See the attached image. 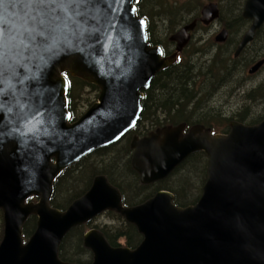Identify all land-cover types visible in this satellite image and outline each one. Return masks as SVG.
Segmentation results:
<instances>
[{"label": "water", "instance_id": "water-1", "mask_svg": "<svg viewBox=\"0 0 264 264\" xmlns=\"http://www.w3.org/2000/svg\"><path fill=\"white\" fill-rule=\"evenodd\" d=\"M139 2L61 0L55 5L59 16L43 32L18 26L15 51L3 46L0 264H78L60 258L64 239L106 211L134 225L142 241L134 249L114 247L92 228L83 236L91 264H264V120L251 126L231 122L229 133L217 135L203 125L185 132L182 123L132 139L131 164L143 185L166 179L195 153L208 157L207 179L193 205L180 207L172 192L162 190L142 204L125 206L105 175L96 176L66 210L51 204L63 171L136 126L144 91L190 42L197 20L171 37L176 50L164 56L149 42ZM4 15L6 24L10 16L21 19L7 4ZM219 16V6L210 4L200 20L210 24ZM244 18L253 24L239 52L264 24V0H250ZM67 73L99 89L97 101L73 122ZM31 216L37 217V228L26 241L24 226Z\"/></svg>", "mask_w": 264, "mask_h": 264}, {"label": "trees", "instance_id": "trees-1", "mask_svg": "<svg viewBox=\"0 0 264 264\" xmlns=\"http://www.w3.org/2000/svg\"><path fill=\"white\" fill-rule=\"evenodd\" d=\"M191 2H187L186 5H179L176 0L140 1L138 14L147 21L148 39L152 45H162L161 41L163 40L169 42V37L178 30L180 25L184 26L190 23L193 18L198 17L200 8H203L204 5L192 11L188 7ZM160 21H166L171 26L169 28L171 32L168 30L166 37L159 34ZM189 67L190 60L183 59L157 74L151 87L145 91L146 98L143 102L144 111L139 121L140 128H148V130L146 129L147 132L164 124H179L182 121L206 122L207 113L196 112V108L192 104L205 103L207 99L205 91H208V88H205L203 83L196 85L194 80L199 82L198 77L203 76V74H195L194 67L192 70ZM67 77L70 83L69 110L72 113V120L75 121L82 114L79 113V106L84 91L88 89L97 91L98 88L68 74ZM94 101L87 100L89 103L87 107H90ZM259 120H262V117ZM255 122L257 121L253 120L250 123ZM115 150H106L94 158L85 157L81 163H76L66 169L54 184L52 205L65 210L74 200L89 190L93 179L99 174L106 175L114 185L123 188L125 200L129 205L139 204L149 199L154 194L156 185H141L139 175L133 170L127 154L125 157L110 159L109 155L117 154ZM104 158L105 160H102ZM97 159H100L98 164L93 162ZM207 169V156L202 152L195 153L167 177L164 187L158 188L174 193L175 203L180 207L195 204L202 194V187L207 179ZM115 175L119 178H116ZM194 190L195 193H193ZM106 214L122 222L120 225L109 224L105 225L104 228L98 227L106 235L109 243L114 247L136 248L142 241V236L137 228L124 221L121 216L114 212H107ZM36 227L37 218L33 216L24 226L26 239L30 238ZM3 229V215L0 211V242L3 237ZM86 229V226L77 227L67 235L60 248L62 260L78 264L92 263V254L83 246V235Z\"/></svg>", "mask_w": 264, "mask_h": 264}, {"label": "flooded vegetation", "instance_id": "flooded-vegetation-1", "mask_svg": "<svg viewBox=\"0 0 264 264\" xmlns=\"http://www.w3.org/2000/svg\"><path fill=\"white\" fill-rule=\"evenodd\" d=\"M249 1L250 0H209V2L204 6H208L210 4H217L220 10V17L218 18V20L211 24H204L200 22L199 20L201 18V9L198 17H195L190 21L193 22L197 19L198 23L195 29L190 32L191 44L187 45L186 48H184V50L181 52V54L179 55V61L183 59L188 61L190 60L189 68L192 70L194 67L195 74H203V76L198 77V79L200 80L199 82H196L194 80L196 85H198L199 83H203L205 88H208V90L210 89V87L215 86L212 91H205L206 98H208L212 94H228V92H230L232 99L234 97H237V99L240 98L243 104L241 106H238L239 108L234 111V114L228 116L223 115L220 109L212 107L210 104H192V106L196 108V112H206L208 119L205 123L182 121L179 124H187L185 132H187L194 125H203L206 129H211L212 135L227 134L230 131L231 122L236 121L251 126L257 125L264 120V83L261 80H258L257 82H252L253 79H255V77H257L259 73L261 75L264 70V49L262 51V54H259L257 49L260 36L264 32V26L260 30V32L258 31L256 33L255 39L252 40L243 50L239 52V46L241 45L245 35L250 30L253 24V20L244 18L246 6ZM204 32H207V34L205 35ZM160 36L166 37L167 34H160ZM172 36L169 37V42L163 40L161 41L162 45H157L162 48L164 56H168L174 53L176 50L177 42L171 40ZM219 36H221V38H223L224 40L218 41L217 38ZM197 38L199 40L198 42ZM192 61L194 62L191 64ZM259 62H262L260 67L254 73H251L250 70ZM239 64L245 65L247 77H245L243 80H238V86L230 91L228 90L229 85H232V83L236 80L237 75V71L231 74L230 70L232 68L237 69ZM218 89H220L221 91H217ZM240 93H242V97ZM145 98L146 93L144 91V99L142 101V112L140 114V118L136 126L129 130L127 134L117 143L107 147H101L86 156L87 158H94L99 153H103L106 150L111 151V149H116L115 151H117V154L109 155L110 159H114L115 157H125L127 154V157L131 163V159L134 154V150H132L131 148V141L135 136L144 137L150 132L155 131L159 128L179 125L164 124L160 127H157L156 129H150V131L147 132L146 129L148 130V128L142 127V125V128H140L139 121L144 111L143 102ZM232 99L229 104L232 103ZM259 104L260 107H262L263 109V114L258 118H250L249 115H252V113L249 111L248 107H252V105ZM217 111H219V114L217 113ZM261 117L262 120H259V118ZM253 120L257 122L251 124L250 122H252ZM83 159H85V157L82 158V160H80V162L78 163H81ZM102 160H105V158ZM93 162L98 164L100 163V159H97ZM107 178L111 182L110 178ZM167 179L168 178L156 181L155 183L149 185L141 184L142 186L156 185L154 187V194L151 195L149 199L155 196L157 192L166 190L159 188L164 187L163 185ZM116 187L119 188L123 196V203L125 206H136L145 202L144 201L139 204L129 205L125 200V191L123 190V188L118 186ZM123 220L125 221L124 218Z\"/></svg>", "mask_w": 264, "mask_h": 264}, {"label": "rangeland", "instance_id": "rangeland-1", "mask_svg": "<svg viewBox=\"0 0 264 264\" xmlns=\"http://www.w3.org/2000/svg\"><path fill=\"white\" fill-rule=\"evenodd\" d=\"M189 1L191 2V0H176V3H178L179 5L180 4L181 5H186V3L189 2ZM208 2H209V0H198V1L197 0L193 1L192 0L191 4H189L188 7H190L192 9V11H194V10L198 9L197 7L206 5ZM201 8H200V11H201ZM183 27L184 26L180 25L178 27V30L175 33L180 31ZM169 28H171V26H170V24L168 22L160 21L159 26H158L159 34H162V35L167 34ZM169 31L171 32V30H169ZM204 34L206 35L207 32H204ZM198 38H197V42L199 41ZM189 44H191V43H189ZM257 49H258V53L262 54V51L264 49V32L260 36ZM193 62L194 61H192L191 63H193ZM230 71H231V74H233L234 72L237 71L236 80L232 83V85H229V88H228V90L231 91L232 89H234V88H236L238 86L237 81L238 80H243L245 77H247V75H246L245 65H243V64H239L237 69L232 68ZM258 80H261L264 83V70L261 73V75L259 73L257 75V77H255V79H253L252 82H257ZM232 86H233V88H232ZM213 88H215V86L210 87V89L208 91H212ZM217 91H221V90L218 89ZM98 94H99V89L97 91L91 90V89H88V90L84 91V93L82 95V100L80 101L79 113H83L84 111H86L89 108V107H87L89 105L87 100L90 101V102L93 101V100L96 101ZM241 94L242 93H240V95ZM212 95H210L207 98V100H206L204 105H206V104L209 105L210 104L212 107L220 109L222 111V114L226 115V116L234 114V111L239 108L238 106H241L243 104V102L240 100V98L237 99V97H234L232 99V96H231L230 92H228V94L227 93H223V94H214L213 96ZM242 96L243 95H241V97ZM231 99H232V103L229 104ZM221 105H222V107H221ZM248 108H249V111L252 113V115H249L250 118H253V117L254 118H258V117H260L263 114L262 113L263 109H262V107H260V104L259 105H252V107H248ZM219 111H217L218 114H219ZM115 177L119 178L116 175H115ZM199 181H200V179L198 180V182ZM193 193H195V190H194ZM109 224L110 225H112V224L120 225V224H122V222L117 220V219H115V218L113 219L108 214L104 213L103 215H101L100 217L95 219V221L92 223V225L87 227V230L93 228V226H97L99 228H104L105 225H109Z\"/></svg>", "mask_w": 264, "mask_h": 264}, {"label": "snow or ice", "instance_id": "snow-or-ice-1", "mask_svg": "<svg viewBox=\"0 0 264 264\" xmlns=\"http://www.w3.org/2000/svg\"><path fill=\"white\" fill-rule=\"evenodd\" d=\"M67 2V0H64ZM61 3V0H0V52H3L5 43L9 44L10 51H15V42L20 31L18 26L27 25L30 29L39 28L43 32L46 27L54 21V16L58 17L59 12L55 5ZM8 5V11L21 17L17 20L14 17H8L9 23H5L4 6ZM25 38L28 33L25 31ZM3 69L0 66V73ZM2 78V77H0Z\"/></svg>", "mask_w": 264, "mask_h": 264}]
</instances>
